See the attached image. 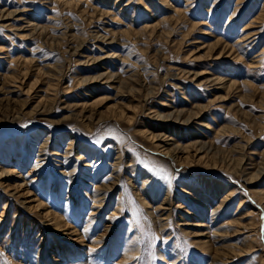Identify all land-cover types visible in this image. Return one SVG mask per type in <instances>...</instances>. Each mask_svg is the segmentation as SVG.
Instances as JSON below:
<instances>
[{
  "label": "rangeland",
  "instance_id": "rangeland-1",
  "mask_svg": "<svg viewBox=\"0 0 264 264\" xmlns=\"http://www.w3.org/2000/svg\"><path fill=\"white\" fill-rule=\"evenodd\" d=\"M263 158L264 0H0V264H264Z\"/></svg>",
  "mask_w": 264,
  "mask_h": 264
},
{
  "label": "bare ground",
  "instance_id": "bare-ground-1",
  "mask_svg": "<svg viewBox=\"0 0 264 264\" xmlns=\"http://www.w3.org/2000/svg\"><path fill=\"white\" fill-rule=\"evenodd\" d=\"M231 22V19H229V22H227V23H230ZM162 118H166V116H161ZM193 147H194V149L196 150V151H205V150H207V147H206V145L205 144H198V143H196V144H194L193 145ZM176 148V147H175ZM175 151L176 150H173V151H171V152H169V151H167L166 153H168L169 154V156L170 157H172V158H174V153H175ZM171 153V154H170ZM233 165V164H232ZM264 171V158L262 159V161H261V163H260V166L257 168V170L253 173V174H251L250 176H249V178H248V181L250 182V183H254L256 180H258L259 179V177L261 176V174H262V172ZM260 192H263V190H261ZM263 194H264V192H263ZM262 196V195H261ZM104 198L106 197V194H104V196H103ZM264 198V197H263ZM242 205H243V202H240L239 203V207L238 208H240V207H242ZM49 217H51V216H49ZM51 221H53V220H51ZM51 225H52V223H51ZM51 229H55V230H57L58 232H61L62 233V230H60V227H59V225H58V223H56V224H54V227H52ZM64 230V229H63ZM67 233V232H66ZM65 233V234H66ZM64 235V233H62V235H60V236H63ZM69 237V236H68ZM80 237V236H79ZM83 238V237H82ZM70 239V238H69ZM69 239L67 240L66 239V241H68V242H70L69 241ZM94 244H95V242H94ZM101 247V246H100Z\"/></svg>",
  "mask_w": 264,
  "mask_h": 264
},
{
  "label": "snow or ice",
  "instance_id": "snow-or-ice-1",
  "mask_svg": "<svg viewBox=\"0 0 264 264\" xmlns=\"http://www.w3.org/2000/svg\"><path fill=\"white\" fill-rule=\"evenodd\" d=\"M37 167H39V164H37Z\"/></svg>",
  "mask_w": 264,
  "mask_h": 264
}]
</instances>
